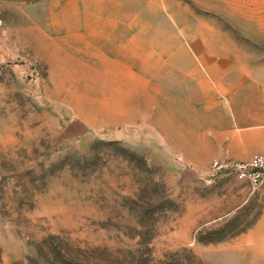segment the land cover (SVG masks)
I'll list each match as a JSON object with an SVG mask.
<instances>
[{
  "label": "rangeland",
  "instance_id": "obj_1",
  "mask_svg": "<svg viewBox=\"0 0 264 264\" xmlns=\"http://www.w3.org/2000/svg\"><path fill=\"white\" fill-rule=\"evenodd\" d=\"M110 12L122 81L61 40ZM209 49L264 58V0H0V264H264V186L183 146L176 103L148 120V79Z\"/></svg>",
  "mask_w": 264,
  "mask_h": 264
},
{
  "label": "crops",
  "instance_id": "obj_2",
  "mask_svg": "<svg viewBox=\"0 0 264 264\" xmlns=\"http://www.w3.org/2000/svg\"><path fill=\"white\" fill-rule=\"evenodd\" d=\"M109 16L112 17V12L106 15L103 25L95 24L98 18L94 16L91 21L90 18L87 20L88 24L80 25L76 16V23L66 28L74 30L73 35L62 37L61 40H72L74 44L70 47L73 54H84L91 59V63L103 66L98 80L122 81L123 70L120 66L126 63L124 47L121 43L116 44V33L120 32V28L111 19L107 22ZM209 28V37L201 38L204 43H234L235 38L228 32L220 31L215 26ZM63 42H60V50L65 48ZM205 54L207 55L202 53L184 59V64L188 67L180 68L181 79L177 85L173 81L168 86L166 81L148 79L145 94L148 120L152 114L153 122L159 123V117L155 114L169 112L167 107L174 102L181 114L180 122L183 121L184 113L189 114L186 118L193 122L179 124V140H193L182 145L193 147L194 154L203 156V161H246L254 154H264V58L230 56L228 53L219 54L210 49ZM129 56L134 60L127 61L128 64L137 63V57ZM153 70L156 71L157 68L153 67ZM170 75L163 73V77ZM134 88L136 87L132 85L130 90ZM156 94H161L162 99L156 97ZM160 105L167 109H159ZM163 119L166 123L170 121L167 116ZM167 124L162 127L166 138ZM180 153L184 156L187 154Z\"/></svg>",
  "mask_w": 264,
  "mask_h": 264
},
{
  "label": "built area",
  "instance_id": "obj_3",
  "mask_svg": "<svg viewBox=\"0 0 264 264\" xmlns=\"http://www.w3.org/2000/svg\"><path fill=\"white\" fill-rule=\"evenodd\" d=\"M210 168L214 174L230 176L253 190L264 186V154H254L246 161L213 160Z\"/></svg>",
  "mask_w": 264,
  "mask_h": 264
}]
</instances>
